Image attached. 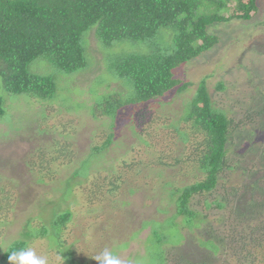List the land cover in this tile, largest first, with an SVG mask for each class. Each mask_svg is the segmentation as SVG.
I'll list each match as a JSON object with an SVG mask.
<instances>
[{
  "label": "trees",
  "instance_id": "obj_1",
  "mask_svg": "<svg viewBox=\"0 0 264 264\" xmlns=\"http://www.w3.org/2000/svg\"><path fill=\"white\" fill-rule=\"evenodd\" d=\"M256 10L257 0H0L3 91L8 96H24L37 103L50 104L58 97L61 109L72 112L75 110L65 104L63 90L78 86V111L90 108L96 115L102 109L112 117L106 140L94 145L80 160L79 167L60 180L66 187H61L60 182L51 187L61 194V202L47 197L45 207L40 196L33 201L29 199L39 212L54 206L57 211L50 215L37 212L34 214L37 217L27 219L22 236L3 251L0 264H5L11 251L27 248L33 236L43 234L48 235L51 245L57 247L67 264H78L73 246L66 245L62 238L73 216L69 205L76 201L73 197L75 187L87 182L92 166L96 165L94 160L102 163L104 150L115 139L119 112L128 105L161 98L175 88L178 91L186 89L190 82L177 78L174 70L218 43L219 38L211 32V25L232 18L249 20ZM91 36L96 37L97 48L104 55L100 60L91 48ZM100 62L104 65L103 71L95 74L90 84L81 89L77 77ZM225 86L224 81L217 85L219 89ZM59 92H63L61 97ZM86 93L91 94L93 102L90 105L80 100ZM8 102L9 97L5 100L0 96V122H7L10 127L15 115ZM263 110L264 103L256 109L245 108L243 117L236 118L230 109L216 105L203 79L192 99L184 104L181 116L169 124L164 122L180 136L186 148L170 157L174 159L172 163L160 161L171 167L175 165L178 170L181 169L179 164L185 165L189 169L183 174H191L192 180L182 185L163 182L170 193L167 197L175 202V209L157 223L159 228L157 232L153 230L155 239L148 253L150 256L146 257V263L139 264H167L162 247L168 243H183L186 236L182 221L199 227L196 238L199 237L198 243L210 256L190 264H216L212 256L219 255L225 247L240 256V264H255L260 253L264 262V249L261 250L264 247V170L259 171L264 168V138L259 141L256 135L253 141L263 148L260 157L252 163L239 155L234 156L236 149L246 146L245 130L253 132L251 125L264 128ZM40 111L36 114L37 123L46 118V111ZM31 121L35 122L30 118L24 121L19 130ZM36 127L40 132L53 130L65 135L59 127L56 130L39 123ZM15 133V130L5 131L2 135ZM53 141L51 144L38 141L31 152L33 157L26 162L40 185L47 183V177L53 178L73 153L70 146L62 145L58 139ZM232 156L237 160H231ZM242 163L239 177H235L237 164ZM111 182H105L104 186H107L106 193L114 194L118 185ZM220 183L223 190L211 198ZM60 187L68 191V196H64ZM2 190L1 214L13 210L15 201L13 193L5 186ZM194 195L204 200L205 207L214 206L228 214L232 239L225 241L219 234L215 238L208 237L205 228L210 227L205 213L190 205ZM60 204L65 205L62 210H59ZM161 211L170 212L166 204ZM34 219L39 220L36 226L32 224Z\"/></svg>",
  "mask_w": 264,
  "mask_h": 264
},
{
  "label": "rangeland",
  "instance_id": "obj_2",
  "mask_svg": "<svg viewBox=\"0 0 264 264\" xmlns=\"http://www.w3.org/2000/svg\"><path fill=\"white\" fill-rule=\"evenodd\" d=\"M257 3L258 10L252 12L254 15L249 20L232 18L230 21L211 25V32L219 38L218 43L174 70L177 78L190 82L186 89L178 91L175 88L161 98L149 103L128 105L119 112L114 129L115 139L104 150L102 163L94 160L96 165L92 166L87 182L75 187L73 197H76V201L69 205L73 216L67 223L62 238L66 245L73 246L78 264H96L94 257L105 249L114 252L126 264H133L134 261L136 264L141 261L146 263V257L150 256L148 253L154 245L153 230L157 232V223L171 215L175 209V202L167 197L170 193L166 191L163 182L172 181L174 185H182L192 180L191 174H183L189 169L185 165L179 164L183 169L178 170L179 167L164 165L160 161L162 159L172 163L174 159L170 157L180 154L186 148L180 136L173 128L166 127L164 122L169 124L181 116L184 104L192 99L203 79L216 105L230 109L236 118L243 117L245 108L256 109L264 103V0H257ZM97 47L96 37L91 36V48L100 60L104 55ZM99 64L77 77L80 79L78 83L81 89L90 84L88 82L95 74L103 71V63ZM1 81L0 76V96L5 97V100L6 96L10 98L8 104L14 108L11 112L15 115V120L10 127L7 122H0V135L12 130L16 133L0 137V198L4 194L2 186L15 197L13 210L2 214L0 211V259L8 245L22 236L27 219L37 217L34 214L39 209L30 200L40 196L45 207L47 197L61 202V194L54 192L51 187L70 176L94 145L106 140L112 120L102 109L96 115L90 108L78 111V86L63 90L67 97L65 104L78 111L69 112L61 109L58 97L49 104L29 101L24 96H8L3 91ZM220 81H224V89L217 87ZM63 92H59L60 97ZM90 97L91 94L86 93L80 100L90 105L93 102ZM38 108L47 113L46 118H41L38 122L39 125L55 129L59 127L58 130H62L65 135H58L60 133L53 130L38 131L36 114L41 112ZM29 118L35 122H27V126L19 130V126ZM251 126L253 132L245 130L247 133H244L247 137L244 142L246 146L236 149L237 154L234 155H239L250 163L260 157L263 148V145L253 144V141L257 137L259 141L264 138L263 125ZM149 131L151 134H148ZM54 139L60 140L62 145L70 146L73 153L68 157V163H61V169L53 178L47 177V183L40 185L35 181L36 174L26 162L33 157L31 152L38 141L51 144ZM31 143L34 145L29 147ZM231 160L237 159L232 156ZM243 165L244 163L237 164L235 177H239ZM263 170L264 168H259L260 172ZM110 181L118 185L114 194L106 193L107 186L104 185ZM59 184L66 187L63 182ZM61 187L64 196H68V191ZM220 190H223L221 183L211 198ZM203 202L201 197L194 195L190 205L205 213L210 227L205 228L208 237L215 238L219 234L225 241L232 239L228 214H223V210L214 206L205 207ZM165 204L170 212L161 211ZM63 206L65 205L60 204L59 210ZM56 208H46L38 214L50 215L57 211ZM147 222L149 225L145 226ZM32 224L36 226L39 220L34 219ZM181 226L186 236L183 243H168L162 247L167 255V264H187L209 259L207 250L198 243L199 237L194 238L186 232L191 225L182 221ZM28 247L33 248L38 255L46 256L49 264H67L57 247L51 245L48 235L33 236ZM263 249L264 247L261 250ZM212 257L217 261L213 262L216 264L241 263L238 258L240 256L234 254L230 247L222 248L219 255ZM261 257L262 253L256 258L255 264H264ZM4 263L8 264V260Z\"/></svg>",
  "mask_w": 264,
  "mask_h": 264
},
{
  "label": "clouds",
  "instance_id": "obj_3",
  "mask_svg": "<svg viewBox=\"0 0 264 264\" xmlns=\"http://www.w3.org/2000/svg\"><path fill=\"white\" fill-rule=\"evenodd\" d=\"M192 227L186 232L190 233L192 237L196 238L200 229L195 224H190ZM96 264H126L121 258L109 249H105L102 253L94 257ZM8 264H49L48 258L43 255H38L37 252L31 248H21L19 250L11 251L7 257Z\"/></svg>",
  "mask_w": 264,
  "mask_h": 264
}]
</instances>
